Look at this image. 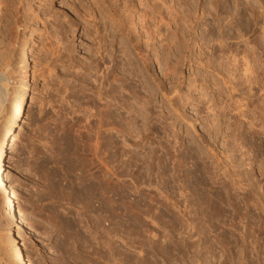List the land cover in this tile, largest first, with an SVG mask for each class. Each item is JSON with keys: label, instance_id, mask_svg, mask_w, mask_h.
<instances>
[{"label": "rangeland", "instance_id": "rangeland-1", "mask_svg": "<svg viewBox=\"0 0 264 264\" xmlns=\"http://www.w3.org/2000/svg\"><path fill=\"white\" fill-rule=\"evenodd\" d=\"M78 1L0 0V126L29 78L6 183L28 225L16 231L23 253L31 264H264V0ZM101 57L121 82L91 73ZM0 197L6 241L15 221Z\"/></svg>", "mask_w": 264, "mask_h": 264}, {"label": "bare ground", "instance_id": "bare-ground-1", "mask_svg": "<svg viewBox=\"0 0 264 264\" xmlns=\"http://www.w3.org/2000/svg\"><path fill=\"white\" fill-rule=\"evenodd\" d=\"M94 1V0H93ZM97 2H98V4L102 7V5H103V3L101 4V2L99 1V0H96ZM94 2V3H97V2ZM103 1V0H102ZM112 1V3H113V0H110L109 2H111ZM115 1V0H114ZM116 1H118V0H116ZM114 2V3H116V4H118L117 2ZM124 1V0H123ZM179 1V0H178ZM214 1V0H213ZM217 1V0H216ZM70 2H71V8H72V10L74 11V8L76 7V2L78 3V2H80V1H78V0H70ZM151 2H153V1H151ZM155 2H156V0H155ZM186 2V1H185ZM188 2V1H187ZM93 3V2H92ZM154 3V2H153ZM218 3V2H217ZM79 4V3H78ZM111 4V3H110ZM125 4H127V2L125 3ZM184 4V3H183ZM215 4V3H214ZM82 5V4H81ZM94 5H97V4H94ZM113 5V4H112ZM115 5V4H114ZM128 5V4H127ZM154 5V4H153ZM178 5V4H177ZM186 5V4H185ZM78 6V5H77ZM88 6V5H87ZM105 6V5H104ZM116 6V5H115ZM120 6V5H119ZM124 6V5H123ZM126 6V5H125ZM157 6V5H156ZM217 6V5H216ZM91 7V6H90ZM89 7V8H90ZM149 7H151V4H150V6ZM181 7H183V5L181 6ZM88 8V9H89ZM92 8V7H91ZM90 8V9H91ZM118 8V7H117ZM126 8V10H127V6L125 7ZM125 8H120L121 10H117L116 8H106L105 10H104V13H105V15L107 16V17H109V18H111V21L113 22V23H116L120 28L122 27V25H125L124 23L126 22L127 24H128V20L127 19H124L123 18V20H124V23H123V21H122V25H121V21H119L120 19H115V16H117V17H119V18H121L122 17V15L121 14H123L124 13V11L123 10H125ZM156 8V7H155ZM155 8H152V9H155ZM158 8V7H157ZM172 8V7H171ZM191 8V7H190ZM83 9H84V7H83ZM117 11H116V10ZM119 9V8H118ZM185 9V8H184ZM189 9V8H188ZM92 10H95V9H92ZM82 11V10H81ZM161 11V10H160ZM189 11V10H188ZM187 11V12H188ZM103 12V11H102ZM126 12V11H125ZM158 12V11H157ZM85 13H87V12H85ZM90 14V12H88V14H84V15H89ZM94 14V13H93ZM92 15V14H91ZM90 15V16H91ZM124 15V14H123ZM78 16V15H77ZM93 16H95V14L93 15ZM88 17V16H87ZM86 17V18H87ZM85 18V17H84ZM126 18V17H125ZM149 18H151L152 19V17H149ZM179 18V17H178ZM143 21H144V19H143ZM145 21H146V19H145ZM144 21V22H145ZM180 21V20H179ZM146 26L147 25H145L144 24V26H142V27H144L143 29H145L146 28ZM118 27V28H119ZM124 27V26H123ZM122 27V28H123ZM146 29H148V27L146 28ZM146 31V30H145ZM149 33V32H148ZM158 34V33H157ZM148 35V34H147ZM149 39V38H148ZM25 44H27V43H25ZM89 50V52L88 53H90L91 54V50L90 49H88ZM93 51V50H92ZM25 58H29L30 57V55L32 54V50H31V47L30 46H27L26 48H25ZM96 52V51H95ZM122 52V51H121ZM125 52V51H124ZM17 53V52H16ZM100 54V53H99ZM126 54V53H125ZM18 55V54H17ZM97 55V54H96ZM121 55V54H120ZM123 55V54H122ZM101 56V55H100ZM126 57V55L124 56V58ZM128 58V57H127ZM123 60H125V59H123ZM126 61V60H125ZM124 63V65H125V62H123ZM127 65H128V63H127ZM109 66V65H108ZM124 67V66H123ZM213 68V67H212ZM101 69H104V71H103V73H102V83H101V85L102 86H104V84H110V82H113V81H115V82H117V81H119L120 80V82L122 81V79L121 78H119V76L117 75V78H116V76H115V74H114V72H115V69L113 68V67H107V65H106V61H105V58H103V57H101V58H99V60H94L91 64H90V71H91V73L92 72H94L95 73V75L97 74V73H99L100 71H101ZM246 70V69H245ZM245 72V71H244ZM247 72V71H246ZM100 74V73H99ZM98 78H100V77H98ZM20 92H19V100L18 101H15L14 102V104H13V106H11L12 107V109L8 112V114H7V117H6V120H5V122H4V124L3 125H1L0 126V189H1V194H2V199H3V204H1L2 206L1 207H3L4 208V210L6 211V214L8 215V217L9 218H12V219H14V221H15V226L14 227H9V225H5L6 227V241H3V238L2 237H0V249L2 248L1 246H6V244H8V246H9V248H8V250H7V252L5 253L6 255L5 256H7V260L9 261V263L10 264H31V261L29 260V258H28V256H27V254H25V253H23V248H22V246H21V244H20V242L18 241V239H17V236H16V231L18 230V227H27L28 225L25 223V221H24V219L22 218L23 216L22 215H20V213L19 212H17L16 211V207H15V202H14V200H13V196L11 195V191L9 192V190L7 189V180H8V174H7V171H8V169L10 168V165H11V161H10V158H9V143H14V131H15V128H16V126H17V124H18V122H19V120L21 119V117H22V115L24 114V112H25V105H24V95H25V93H27L28 92V87H27V84L29 83V78H28V75L26 74V73H23L22 74V76H21V78H20ZM227 81V80H226ZM95 81H93V83H94ZM119 82V83H120ZM120 85V84H119ZM110 86V85H109ZM101 88V87H100ZM121 88V87H120ZM125 89V88H124ZM121 90V89H120ZM112 91V92H111ZM111 91L109 90V92H110V95L113 93V90L111 89ZM116 91H118V90H116ZM126 91V90H125ZM115 92V91H114ZM115 93H117V92H115ZM121 94H123V93H121ZM109 95V94H108ZM109 95V96H110ZM113 95V94H112ZM118 95H120V93H118ZM124 95V94H123ZM125 96V95H124ZM112 96H110L109 97V99L111 98ZM120 97V96H119ZM123 97V96H122ZM116 99V96L115 95H113V97H112V99ZM119 99V98H118ZM126 99V98H125ZM120 100V101H119ZM118 101L120 102V103H124V99L123 98H120ZM117 101V100H116ZM117 101V102H118ZM132 101V100H131ZM123 103H122V107H123ZM135 103V102H134ZM118 104V103H117ZM111 105L112 104H110V102H108V101H106L105 102V104L103 105V112H101V118H100V120H101V122H103V123H105L103 126H105V125H108V124H111L110 123V120H113V117H112V113L113 112H111V109H112V107H111ZM114 105V104H113ZM135 105V104H134ZM137 105H139V104H137ZM90 106H92V105H90ZM120 107H121V105H120ZM94 108V107H93ZM134 108V107H133ZM102 109V108H101ZM99 112V111H98ZM139 112V111H138ZM141 114H142V110H141ZM97 115H98V113H97ZM96 114L94 115L95 116V118L97 117L98 118V116H97ZM117 115V114H116ZM119 115V114H118ZM143 115V114H142ZM92 116V115H91ZM90 116V117H91ZM114 116V115H113ZM137 116V115H136ZM136 116H134V117H136ZM88 117V116H87ZM90 117H89V119H90ZM144 117V116H143ZM116 118H119L120 120H123V121H125L126 119L125 118H123V117H120V115H119V117L117 116ZM87 119V118H86ZM92 119H94L93 117H92ZM88 120V119H87ZM131 120V119H130ZM127 123V122H126ZM129 123V122H128ZM129 125V124H128ZM106 127V126H105ZM107 131V130H106ZM108 132V131H107ZM105 133V132H104ZM100 134V133H99ZM106 134V133H105ZM106 136V135H105ZM105 138V141L107 140V137H104ZM109 138V137H108ZM108 143V142H107ZM99 144V143H98ZM103 146H104V144H103ZM102 152H104V155L103 156H105L104 158L105 159H103V161L101 162L102 163V165H103V168L105 169V173L103 174V176H101V179H102V182H103V187H102V195L104 196H107V194H108V184H109V177H108V169H109V162H108V146H107V144L103 147V149H102ZM102 154V153H101ZM101 159V158H100ZM100 161V160H99ZM179 164V163H178ZM97 172V171H96ZM99 172V171H98ZM100 173H102V172H100ZM73 185V184H72ZM8 186H10L9 184H8ZM108 186V187H107ZM10 188V187H9ZM94 187H92V184H91V187H90V184H88V187H86L84 190H85V196H84V198H86L87 200H89V199H95V197L93 196V194H95V193H93V189ZM79 190V189H78ZM83 190V191H84ZM82 194H84V193H82ZM81 194V195H82ZM78 195H79V193H78ZM1 198V197H0ZM77 198V197H76ZM97 200V199H96ZM106 207V206H105ZM106 209V208H105ZM106 212H108V211H106ZM26 229H28V227L26 228ZM4 236H5V233H4ZM3 241V242H2ZM4 242H7V243H5V244H3L2 245V243H4ZM7 246V247H8ZM3 249H6L5 247H3ZM113 255V254H112ZM112 257V256H111Z\"/></svg>", "mask_w": 264, "mask_h": 264}]
</instances>
